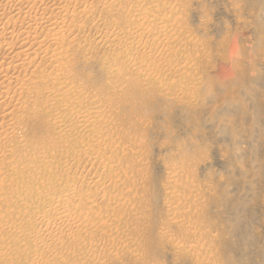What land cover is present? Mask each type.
I'll return each instance as SVG.
<instances>
[{
  "label": "rangeland",
  "instance_id": "374dc122",
  "mask_svg": "<svg viewBox=\"0 0 264 264\" xmlns=\"http://www.w3.org/2000/svg\"><path fill=\"white\" fill-rule=\"evenodd\" d=\"M67 1L69 44L0 120V264H264V0Z\"/></svg>",
  "mask_w": 264,
  "mask_h": 264
},
{
  "label": "bare ground",
  "instance_id": "6f19581e",
  "mask_svg": "<svg viewBox=\"0 0 264 264\" xmlns=\"http://www.w3.org/2000/svg\"><path fill=\"white\" fill-rule=\"evenodd\" d=\"M3 1V0H2ZM7 2H11V3H13V5L14 6H17V5H23V4H25V6H27L28 5V3L30 2V3H32L31 4V6L29 5L28 6V10L26 9L25 10V12L23 11L22 13H25V15H24V20L22 19V18H20V14L18 13V15L17 14H15V12H14V15L13 16H8L9 18H4V19H2L1 17H0V19L2 20V21H0V23H1V25L2 26H0L1 28L0 29H2V30H0V120H4V121H7V120H5V119H10V117L14 114V113H17V116L18 115H22L21 113H19L18 114V112H20V110H21V108L23 109V107L24 106H22V105H25L24 103H23V98H22V96L24 95H22V89H24V86L26 87V85L27 84H33L34 83V86H33V89H34V87H35V81L34 82H30V79H31V75L32 74H35V71H31L30 70V68L33 66V64L35 63V61H36V58L38 57L39 58V55H41V53H42V55H41V57L43 56V54H44V56L46 55V56H48V57H50V58H52V56H57V54L59 55V53L61 54L62 52H59L60 51V49H59V44L60 43H62L63 41H67V39L68 38H70V36L69 35H71L72 33H73V30H75L74 28H72V27H69V25L68 26H66V27H64V29L63 28H60V26L62 25V24H64L66 21H65V19L64 20H59V18L61 19V17H68L69 15H72V13H74V12H76L74 9H72V7H74L75 6V4L74 5H71L72 7H70L72 10L70 11V9H69V6H68V4L69 3H71V2H69L68 4L65 2V0H38V1H40V2H43V1H45V5H46V3H48V2H52V4L50 5V4H47V5H49V7H47V6H45L44 4V6H45V8L43 9V8H41L40 10H39V12H38V6H37V0H36V2L35 1H32V0H6ZM46 1H48V2H46ZM67 1V0H66ZM69 1H74V0H69ZM80 1V0H79ZM79 1H77V2H79ZM84 1V0H83ZM83 1H81L82 2V4H83ZM91 1V0H90ZM39 2V4L41 5V3ZM68 2V1H67ZM85 2V1H84ZM106 2V1H105ZM110 2V1H109ZM3 3V2H2ZM44 3V2H43ZM86 3V2H85ZM89 3V2H88ZM92 3V2H91ZM97 3V2H96ZM5 4V3H4ZM9 4V3H8ZM72 4H73V2H72ZM77 4H79V3H77ZM153 4V3H152ZM36 5V7L38 8H35L34 6ZM81 5V4H80ZM86 5V4H85ZM93 5V4H92ZM92 5H90V6H92ZM1 6L2 5H0V9H1ZM5 6V5H4ZM24 6V5H23ZM42 6V5H41ZM40 6V7H41ZM84 6V5H83ZM87 6V5H86ZM89 6V5H88ZM90 6H89V9H90ZM95 6V5H94ZM97 6V5H96ZM104 6V5H103ZM148 6V5H147ZM147 6H145L146 7V9H147ZM3 7V6H2ZM10 6H8V8H9ZM30 7V8H29ZM93 7V6H92ZM145 7L144 8H142V9H145ZM148 7H150V6H148ZM5 8V7H4ZM12 8H13V6H12ZM76 8V7H75ZM84 7H82L81 9H83ZM23 9H25V8H23ZM81 9H77L76 8V10H81ZM87 9H88V7H87ZM21 10H22V6H21ZM30 10V13L28 12ZM74 10V11H73ZM94 10V9H93ZM152 11H153V9H151ZM3 11V10H2ZM7 11V10H6ZM13 11H14V9H13ZM16 11V10H15ZM19 11V9L17 10V12ZM82 11V10H81ZM84 11V12H83ZM82 12L83 13H81L82 15L84 14H86V12H87V10H86V8H85V10H83ZM16 12V13H17ZM28 12V13H27ZM32 12H34L33 13V15H31V13ZM90 12V11H89ZM141 12H143V10L141 11ZM151 12V11H150ZM4 13V12H3ZM21 13V14H22ZM6 14V13H5ZM9 14V13H8ZM26 14H28L29 15V17L31 16V18H28L27 19V21H28V23H30V20H32L33 18H35V20H36V18L38 17V19H39V21L37 22V20L36 21H33L31 24H29V26L27 25L26 27L24 26V24L25 23H23V21H25V16H26ZM141 14V13H140ZM12 15V14H11ZM20 15V16H19ZM27 15V16H28ZM36 15V16H35ZM61 15H63V16H61ZM74 15V14H73ZM83 15V16H84ZM60 16V17H59ZM86 16V15H85ZM92 16V15H91ZM139 16V15H138ZM146 16V15H145ZM59 17V18H58ZM141 17H143V15L141 16ZM146 17H148V16H146ZM133 18V17H132ZM84 19V18H83ZM138 19V18H137ZM145 19V18H144ZM179 19V18H178ZM139 20H140V17H139ZM146 20V19H145ZM151 20H153V19H151ZM159 20V18L157 19V21ZM166 20H168V18L166 19ZM174 20H176V19H174ZM173 20V21H174ZM61 21H63V22H61ZM65 21V22H64ZM70 21V20H69ZM73 21H74V19H73ZM156 21V22H157ZM172 21V20H171ZM26 22V21H25ZM141 22V21H140ZM159 22V21H158ZM161 22V21H160ZM162 22H163V20H162ZM84 23V22H83ZM167 23H168V21H167ZM166 23V24H167ZM174 23V22H173ZM178 23H179V20H178ZM22 24H23V26H24V28H26V29H20V28H22L21 26H22ZM140 24H142L143 25V21H142V23H140ZM158 24V23H157ZM163 24H165V23H163ZM36 25H37V27L38 26H40L41 27V29L44 31H46V30H48V32L49 31H51L52 33V35H50V37H48V38H46V36H44L45 38H41V40L39 41H37V39H38V37H37V39H36V37H35V40H36V43L34 44V43H32L31 41H32V39H34V31H36V30H34V27L35 28H37L36 27ZM146 25H147V23H146ZM145 25V26H146ZM75 26V25H74ZM138 26V25H137ZM144 26V27H145ZM160 26L162 27V25H161V23H160ZM84 27V26H83ZM163 27H165V26H163ZM175 27V26H174ZM39 28V27H38ZM172 28V27H171ZM62 29H63V31H62ZM127 29H129V28H126V30ZM137 29H138V27H137ZM136 29V30H137ZM147 28L145 27V30H146ZM150 29V28H149ZM163 30H165V28H162ZM168 29V28H167ZM107 30V29H106ZM148 30V29H147ZM146 30V31H147ZM162 30V31H163ZM178 30V29H177ZM62 31V32H61ZM67 31V32H66ZM77 31V30H76ZM161 31V30H160ZM159 30L157 31V32H160ZM180 31H181V29H180ZM47 31L46 32H44L45 34L46 33H48ZM105 32V31H104ZM144 32V31H143ZM157 32H155V33H157ZM171 32V31H170ZM36 33V32H35ZM39 33V32H38ZM40 33H41V31H40ZM76 33V32H75ZM107 33V32H106ZM115 33V32H114ZM137 33H139L138 31H137ZM149 33H151V32H149ZM164 33H166L165 31H164ZM9 36V35H11V36H13V35H17V37H18V35L20 36L19 38V40L17 39V41H18V43H11L10 44V42H9V40L8 41H6L5 40V38L7 37V35ZM50 34V32L48 33V35ZM112 34V33H111ZM110 34V35H111ZM140 34H142V33H140ZM148 34V33H147ZM154 34V33H153ZM160 34V33H159ZM158 34V35H159ZM36 35H37V33H36ZM74 36H75V34H73ZM109 35V34H108ZM157 36V34H154V36ZM162 35H163V33H162ZM162 35H159V36H157V37H162ZM166 35V34H165ZM164 35V36H165ZM6 36V37H5ZM102 36V35H101ZM115 36V38H118V37H116V35H114ZM148 36H149V34H148ZM153 36V37H154ZM168 36V35H167ZM14 37V36H13ZM97 37V36H96ZM152 37V36H151ZM8 38V37H7ZM40 38V37H39ZM75 38V37H74ZM94 38V37H93ZM110 38V37H109ZM115 38H113V39H115ZM155 38V37H154ZM167 38V37H166ZM169 38V37H168ZM175 38H177V37H175ZM73 39V37L71 38V40ZM106 39V38H105ZM156 40H157V38H155ZM76 40V39H75ZM97 40H99V39H97ZM153 40V39H152ZM151 40V41H152ZM156 40L154 41V43L156 42ZM162 40H163V38H162ZM161 39L159 40L160 42H158L159 44L161 43V41H162ZM168 40V39H167ZM166 40V41H167ZM11 41V40H10ZM74 41V40H73ZM72 41V42H73ZM90 41V40H89ZM110 41H112V40H110ZM119 41H120V39H119ZM13 42V41H12ZM34 42V41H33ZM71 42V43H72ZM96 42V41H95ZM153 42V41H152ZM171 42V41H170ZM65 43V42H64ZM78 43V42H77ZM115 43V42H114ZM67 44H69V42L67 41ZM97 44V43H96ZM150 44H151V42H150ZM153 44V43H152ZM156 44V43H155ZM162 44V43H161ZM160 44V45H161ZM165 44V43H164ZM171 44V43H170ZM62 45H63V43H62ZM62 45H60V47L62 46ZM92 45V44H91ZM107 45V44H106ZM127 45V44H126ZM125 45V46H126ZM148 45V44H147ZM176 45V44H175ZM114 46V45H113ZM167 46V45H166ZM63 47H64V45H63ZM127 47V46H126ZM129 47V46H128ZM127 47V48H128ZM64 48H66V47H64ZM124 48V47H123ZM152 48V47H151ZM170 48V47H169ZM68 49V48H67ZM66 49V50H67ZM133 49H136V48H133ZM147 49V48H146ZM145 49V50H146ZM167 49V48H166ZM122 50V49H121ZM139 50V49H138ZM62 51V50H61ZM65 51V50H64ZM136 51V50H135ZM140 51V50H139ZM170 51V50H169ZM173 51V50H172ZM118 52V51H117ZM158 52V51H157ZM160 53H161V51H159ZM158 52V53H159ZM163 53V52H162ZM165 53H167V52H165ZM170 53V52H169ZM175 53H176V51H175ZM120 54V53H119ZM65 55H67V56H69L68 55V53L67 54H65ZM139 55V54H138ZM137 55V56H138ZM168 55V54H167ZM43 56V57H44ZM61 56V55H60ZM64 56V55H63ZM169 56V55H168ZM171 56V55H170ZM42 57V58H43ZM62 57V56H61ZM65 57V56H64ZM159 57V56H158ZM163 57H164V54H163ZM180 57V56H179ZM45 58V57H44ZM49 58V59H50ZM68 58V57H67ZM61 60H62V58H60ZM66 60H68V59H66ZM40 61V60H39ZM38 61V62H39ZM54 61V60H53ZM65 61V60H64ZM64 61H63V63H64ZM160 61V60H159ZM42 63L44 62V60L43 61H41ZM59 62V61H58ZM161 62H162V60H161ZM165 62V61H164ZM41 63V64H42ZM57 64V61L56 62H54V64ZM54 65V69H52V71H55L56 73H59L60 71H62L65 67H67V65L65 66V67H63L61 64L62 63H58L57 65ZM65 64V63H64ZM36 65V64H35ZM38 66H40L39 65V63L37 64ZM43 65V64H42ZM45 65V64H44ZM48 65V64H47ZM174 65V64H173ZM184 65H186V64H184ZM46 66V65H45ZM143 66V65H142ZM35 69H36V67L35 66H33ZM52 67V66H51ZM11 68V69H10ZM39 68V67H38ZM142 68V67H141ZM148 68V67H147ZM146 68V69H147ZM167 68V67H166ZM178 69H179V67H177ZM33 69V68H32ZM49 69V68H48ZM170 69V68H169ZM177 69V70H178ZM18 70V73L17 74H14L15 73V71H17ZM21 70H23L24 72H23V74H19V73H22V72H20ZM161 70V69H160ZM160 70H159V72H160ZM168 70V69H167ZM176 70V69H175ZM187 70V69H186ZM13 71V72H12ZM42 71V70H41ZM49 71V70H48ZM52 71H50L51 73H52ZM67 71H68V69H67ZM138 71H140V70H138ZM156 71V70H155ZM171 71V70H170ZM30 72H31V74H30ZM39 72V71H38ZM43 72V71H42ZM49 72V73H50ZM71 72V71H70ZM141 72V71H140ZM165 72V71H164ZM172 72V71H171ZM52 74V75H57V74ZM60 73H62V72H60ZM67 73V72H66ZM65 73V74H66ZM140 74V73H139ZM151 74V73H150ZM154 74H156V73H154ZM51 75V74H50ZM59 75V74H58ZM62 75H63V73H62ZM157 75H159V73L157 74ZM188 75V74H187ZM34 76V75H33ZM32 76V80H34V78L36 79V80H38L37 79V77L35 76V77H33ZM40 76V75H39ZM41 76H42V74H41ZM40 76V77H41ZM148 76H149V74H148ZM148 76H147V79H148ZM160 76V75H159ZM171 76H172V74H171ZM183 76V75H182ZM39 77V78H40ZM52 78H53V76H51ZM158 77V76H157ZM163 77V76H162ZM177 77V76H176ZM187 77V76H186ZM55 78V77H54ZM171 78V77H170ZM43 79V78H42ZM41 79V80H42ZM45 80L43 81V83L44 82H46V76H45V78H44ZM49 79V78H48ZM144 79H146V78H144ZM156 79V78H155ZM52 80V79H51ZM63 80V79H62ZM48 81V80H47ZM50 81V80H49ZM55 81V80H54ZM64 81H65V78H64ZM140 81V80H139ZM144 81V80H143ZM184 82H185V80H184ZM50 83V82H49ZM53 83V82H52ZM52 83H50V84H52ZM56 83V82H55ZM59 83V82H58ZM14 84V91L13 90H10L11 89V85H13ZM31 84V85H32ZM39 85V84H38ZM46 85V84H45ZM153 85V84H152ZM51 86V85H50ZM55 86H57V85H55ZM66 86V85H65ZM178 86V85H177ZM191 86V85H190ZM10 87V88H9ZM38 87V86H37ZM43 87V86H42ZM52 87H53V85H52ZM52 87H51V89H52ZM61 87V86H60ZM3 88V89H2ZM27 88V87H26ZM44 88V87H43ZM176 88V87H175ZM187 88V87H186ZM193 88V87H192ZM28 89H32V87L30 88V86L26 89L27 91H28ZM39 89V88H38ZM50 89V90H51ZM60 89V88H59ZM59 89H57V90H59ZM61 89H62V87H61ZM191 89V88H190ZM25 90V91H26ZM54 90V89H53ZM52 90V91H53ZM12 91V93L13 94H10V92ZM32 91V90H31ZM48 91V90H47ZM36 92V91H35ZM43 92V91H42ZM190 92V91H189ZM188 92V93H189ZM27 94H28V92H26ZM30 93H32V92H29V94ZM41 93V92H40ZM48 93V92H47ZM55 93H56V91H55ZM57 93H59V91L57 92ZM16 94H17V97H16ZM60 94V93H59ZM11 95V96H10ZM61 95H62V93H61ZM32 96V95H31ZM50 97V96H49ZM53 97H54V95H53ZM25 98V97H24ZM38 99L40 98V97H37ZM59 98V97H58ZM62 98V97H61ZM60 98V99H61ZM15 99V101H13ZM26 99V98H25ZM30 99H32V98H30L29 97V102H32ZM50 99H52V98H50ZM49 99V100H50ZM27 100H28V98H27ZM48 99H47V101H49ZM35 101V100H34ZM41 101V100H40ZM54 102V101H53ZM23 103V104H22ZM27 103V102H26ZM39 103V102H38ZM43 103V102H42ZM41 103V104H42ZM55 103H57V102H55ZM22 104V105H21ZM28 104V103H27ZM41 104H40V106H41ZM49 104V103H48ZM31 105H32V103H31ZM30 105V106H31ZM47 105V104H46ZM67 105V104H66ZM22 106V107H21ZM29 106V107H30ZM68 106V105H67ZM74 105H72L71 107H73ZM33 107V109L35 110V108H34V106H32ZM36 107V106H35ZM47 107V106H46ZM70 107V108H71ZM28 108V107H27ZM65 109H66V107H64ZM28 109H30V108H28ZM62 109V108H61ZM73 109V108H72ZM72 109H70L71 111H72ZM24 110H27V109H24ZM23 110V111H24ZM32 110V109H31ZM33 110V111H34ZM67 110V109H66ZM78 110V109H77ZM39 111V113H40V109L38 110ZM86 111H87V109H86ZM67 112V111H66ZM70 112V111H69ZM95 112V111H94ZM24 114H25V112H23ZM26 113H27V111H26ZM33 113H35V112H33ZM38 113V112H37ZM43 113V112H42ZM59 113V112H58ZM85 113V112H84ZM55 114V113H54ZM56 114H57V112H56ZM78 114V113H77ZM28 115V114H27ZM39 115V114H38ZM58 115V114H57ZM63 115L64 114H62V117H63ZM79 115V114H78ZM77 115V116H78ZM83 115V113L81 114V116ZM25 116V115H24ZM40 116V115H39ZM77 116H75L76 118H77ZM85 116V115H84ZM13 117V116H12ZM15 117V116H14ZM18 117H20V116H18ZM27 117V116H26ZM26 117H25V119H26ZM55 117H58V116H55ZM54 117V118H55ZM21 118H23V117H20V118H18V119H21ZM48 118H50L49 117V115H48ZM72 118V117H71ZM84 118V117H83ZM89 117H87V119H88ZM12 119V118H11ZM9 120V121H12V120ZM17 118H16V120H18ZM45 119V118H44ZM56 119V118H55ZM66 119H67V117H66ZM86 119V118H85ZM50 120V119H49ZM53 120V119H52ZM70 120H72V119H70ZM74 120H75V118H74ZM80 120V119H79ZM20 121V120H19ZM56 120H54V122H55ZM13 122V121H12ZM53 122V121H52ZM53 122V123H54ZM59 122H60V120H59ZM59 122H58V124H59ZM14 123V122H13ZM17 123V122H16ZM16 123H15V125H16ZM49 123H51V121L49 122ZM52 123V124H53ZM72 123V122H71ZM87 123V122H86ZM9 124V123H8ZM12 124V123H11ZM19 124H21V123H19ZM5 125H6V127H8V125L5 123ZM10 125V124H9ZM78 125H79V122H78ZM87 125H88V123H87ZM14 126V125H13ZM55 126V125H54ZM57 126H59V125H57ZM83 127H84V123H83V125H82ZM4 127V125H2L1 124V126H0V130H1V128H3ZM5 127V129H7ZM56 127V126H55ZM82 127V128H83ZM4 129V128H3ZM67 129H68V127H67ZM72 129V128H71ZM77 129V128H76ZM10 130V129H9ZM87 130H90V129H87ZM75 132H76V130H75ZM63 132H61V134H62ZM86 133H88V132H86ZM6 134H8V133H6ZM67 134H69V133H67ZM83 134H85V133H83ZM89 134V133H88ZM88 134L86 135V136H88ZM83 136V135H82ZM1 137V136H0ZM14 137V136H13ZM18 138V137H17ZM85 138V137H84ZM2 139V138H1ZM6 139V138H5ZM19 139H20V137H19ZM89 139V138H88ZM16 140H18V139H16ZM80 140V139H79ZM84 140V139H83ZM7 141V140H6ZM21 142V141H20ZM7 143V142H6ZM8 144V143H7ZM0 146H1V144H0ZM3 146V145H2ZM2 148H5V147H2ZM13 148V147H12ZM77 149V148H76ZM83 149V148H82ZM11 151V150H10ZM8 153V152H7ZM3 154V153H2ZM4 154H6L5 152H4ZM87 154V153H86ZM86 157H88V156H86ZM85 157V158H86ZM95 157V156H94ZM97 157V156H96ZM0 158H3V157H0ZM9 158V157H8ZM81 159V158H80ZM89 159L91 160V158L89 157ZM94 159V158H93ZM92 159V160H93ZM3 160V159H2ZM89 160V161H90ZM97 160H98V158H97ZM1 161V160H0ZM5 161V160H4ZM3 161V162H4ZM78 161V160H77ZM94 161V160H93ZM92 161V162H93ZM96 161V160H95ZM94 161V162H95ZM86 162V161H85ZM101 162V161H100ZM5 163V162H4ZM97 163V162H96ZM2 166H3V164H1ZM1 165H0V167H1ZM98 166V165H97ZM83 167V166H82ZM1 168H4V167H1ZM94 168V167H93ZM91 170V169H90ZM84 171V170H83ZM4 172V171H3ZM2 171L0 172V174L1 173H3ZM11 172H9V174H10ZM18 173V172H17ZM83 174V173H82ZM81 174V175H82ZM4 176V175H3ZM2 176V178H4ZM9 176V175H8ZM16 176H18V175H16ZM80 176V175H79ZM11 178H12V180H16L17 178L15 177V174H14V176L12 175L11 176ZM79 178V177H78ZM98 179V178H97ZM12 180H10V182L12 181ZM100 180V179H99ZM67 181V180H66ZM97 181V180H96ZM97 182H99V181H97ZM109 182V181H108ZM95 183V182H94ZM114 183V182H113ZM99 183H97L96 185H98ZM2 185V184H1ZM100 185V184H99ZM105 185V184H104ZM103 185V186H104ZM109 185V184H108ZM112 185V184H111ZM98 187V186H97ZM1 188V187H0ZM98 188H101V187H98ZM75 189V188H74ZM182 190V189H181ZM3 191H4V189H3ZM173 192H175V190L173 191ZM65 193V192H64ZM177 193H179V192H177ZM181 193V192H180ZM1 194V193H0ZM69 195H70V193H69ZM71 195H73V193L71 194ZM61 196V195H60ZM78 196V195H77ZM177 196V195H176ZM63 197V196H62ZM64 198V197H63ZM68 198V197H67ZM74 198V197H73ZM1 200V199H0ZM69 200V199H68ZM178 200H180V199H178ZM183 200V199H182ZM181 203H182V201H180ZM58 203V202H57ZM66 203V202H65ZM64 203V204H65ZM68 203V202H67ZM73 203V202H72ZM174 204V203H173ZM179 204V203H178ZM62 205V204H61ZM66 205V204H65ZM65 205H63V206H65ZM174 205H176V204H174ZM185 205V204H184ZM68 205H66L65 206V208H66V210H68L69 208V206L67 207ZM42 207V206H41ZM41 207H40V209H41ZM47 207V206H46ZM176 207V206H175ZM68 208V209H67ZM46 209V208H45ZM64 209V208H63ZM1 211V210H0ZM39 211V210H38ZM60 211H61V209H60ZM68 212H70V211H68ZM74 212V211H73ZM78 212H79V210H78ZM93 212V211H92ZM1 213V212H0ZM82 213V212H81ZM80 213V214H81ZM87 214H89V212H86ZM57 214V213H56ZM67 214V211L65 212V214H64V216ZM71 215H72V213H70ZM69 213L67 214V215H70ZM12 215V214H11ZM11 215H9L8 217H10ZM58 215V214H57ZM86 215V214H85ZM2 217H3V214L1 215ZM41 216V215H40ZM95 216V215H94ZM7 217V216H6ZM7 217V218H8ZM12 217V216H11ZM10 217V218H11ZM71 217V216H70ZM70 217H67L68 219H70ZM85 217V216H84ZM6 218V219H7ZM24 218V217H23ZM37 218V217H36ZM61 218V217H60ZM63 218V217H62ZM77 218V217H76ZM92 218V217H91ZM1 219V218H0ZM5 219V218H4ZM3 219V220H4ZM21 219V218H20ZM41 219V218H40ZM46 219V218H45ZM2 220V219H1ZM0 220V221H1ZM12 220V219H11ZM18 220V219H17ZM39 220V219H38ZM37 220V221H38ZM72 220V219H71ZM7 221V220H6ZM60 221H61V219H60ZM60 221H58V223L60 222ZM64 221V220H63ZM12 222V221H11ZM47 222V221H46ZM78 222V221H77ZM76 221H75V223H77ZM2 223V222H1ZM9 223V222H8ZM7 223V224H8ZM68 223H69V221H68ZM81 223H83V222H81ZM81 223H80V225H81ZM4 224H5V222H4ZM11 223H9V225H10ZM14 224V223H13ZM48 224V223H47ZM46 224V225H47ZM74 224V223H73ZM79 224V223H78ZM1 226L0 227H2V229L3 228H5V226L3 227V223L2 224H0ZM59 225V224H58ZM70 225V224H69ZM48 226V225H47ZM61 226V225H60ZM59 226V227H60ZM73 226V225H72ZM71 226V227H72ZM6 227H7V225H6ZM75 227V226H74ZM53 228V227H52ZM42 229V228H41ZM56 229V228H55ZM55 229H53L54 231L53 232H56L55 231ZM64 229V228H63ZM87 229V228H86ZM86 229H84V230H86ZM12 230H14V228H12ZM11 230V231H12ZM21 230H22V228H21ZM52 230V229H51ZM78 230V229H77ZM83 229H81V231H82ZM89 230V229H88ZM93 230V229H92ZM1 231V230H0ZM8 231V230H7ZM15 231H17V230H15ZM30 232V231H29ZM28 232V233H29ZM32 232V231H31ZM34 232V231H33ZM60 232V231H59ZM69 233V232H68ZM2 234V233H1ZM18 234V233H17ZM13 235V236H18V235ZM20 234V233H19ZM30 234V233H29ZM35 234H36V232H35ZM59 234V233H58ZM6 235H8V234H6ZM33 235V234H32ZM42 236H43V234H41ZM12 236V237H13ZM37 237H38V235H36ZM35 236V237H36ZM3 238V236L1 235L0 236V238ZM5 237V239H6V236H4ZM27 238V237H26ZM42 238H44V237H42ZM41 238V239H42ZM53 237H51V239H52ZM40 239V238H39ZM38 239V240H39ZM9 240V239H8ZM20 238H18V241L20 242ZM44 240V239H43ZM4 241V240H3ZM13 241H14V239H13ZM41 241V240H40ZM5 242V241H4ZM18 242V244H20ZM36 242V241H35ZM45 242V241H44ZM44 242H42L43 244H46V243H44ZM6 243H8V242H5V244ZM41 243V242H40ZM17 244V245H18ZM9 245V244H8ZM11 245V244H10ZM3 246V245H2ZM44 246V245H43ZM47 246V245H46ZM45 246V247H46ZM17 247V246H16ZM15 247V248H16ZM19 247V246H18ZM40 247V246H39ZM39 247H37V249L39 248ZM7 248H8V246H7ZM42 248V247H41ZM23 249V248H22ZM29 249V248H28ZM40 249V248H39ZM47 249V248H46ZM20 250V249H19ZM18 250V251H19ZM54 250V249H53ZM52 250V251H53ZM255 250H259V249H255ZM7 251L8 250H6V251H4V249L2 250V251H0V253L1 252H6L7 253ZM23 251H25L26 252V249L25 250H23ZM39 251V253H40V250H38ZM37 251V252H38ZM44 252V251H43ZM42 252V253H43ZM56 252H58V251H56ZM9 253V252H8ZM7 253V255H9V254H11L12 255V251H11V253H9L8 254ZM18 253V252H17ZM254 253V250L253 251H251V254H253ZM4 254V253H3ZM58 254V253H57ZM2 255V254H1ZM13 255H15V254H13ZM257 255L259 256V257H264V250H259L258 251V253H257ZM36 256V255H35ZM47 256V255H46ZM1 257V256H0ZM10 258V257H9ZM34 258V257H33ZM36 258H37V256H36ZM35 258V260H38V258L36 259ZM44 258V257H43ZM49 258V257H48ZM40 259V258H39ZM13 260V259H12ZM33 260V259H32ZM30 261V260H29ZM39 261V260H38ZM10 262H11V260H10ZM39 262H41V261H39ZM8 263H9V261H8ZM31 263H33V262H31ZM37 263V262H36ZM15 264V263H14ZM40 264V263H39ZM43 264H45V263H43ZM260 264H262V262L260 263Z\"/></svg>",
  "mask_w": 264,
  "mask_h": 264
}]
</instances>
